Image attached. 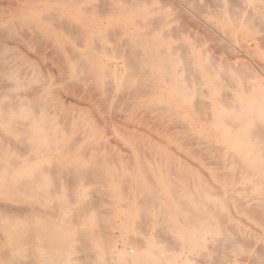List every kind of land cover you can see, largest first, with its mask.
<instances>
[{
    "label": "bare ground",
    "instance_id": "obj_1",
    "mask_svg": "<svg viewBox=\"0 0 264 264\" xmlns=\"http://www.w3.org/2000/svg\"><path fill=\"white\" fill-rule=\"evenodd\" d=\"M118 1L120 2V0H10L7 4L0 3V37L7 36L11 38L9 40H15L17 45L29 43V40L37 39L41 35L47 37L50 40L48 43L53 47L55 46L56 50L60 48L66 52L67 57L64 60H66L69 72L64 74L66 76L64 78V75H61L64 85L69 82H71V85L72 82H76V84L79 81L88 82L102 95L113 89L128 91L132 95L139 93L145 94V96L149 95L157 98L158 101L163 100L164 97H169L164 99L165 102L168 99L169 102H172L175 101L173 98L182 97L183 104L180 103L182 106L184 104L189 105L196 110L197 107L199 108L196 105H198L197 97L200 93L197 85H212L220 95L221 89L224 87L220 82L223 76L227 80L235 81L241 87L240 90L239 87L237 88L239 90L238 94H244L242 96L246 100L236 101L239 104L236 103L237 106L236 104L228 105L227 101L225 104L216 107L213 104L212 110L216 118L215 126L217 130L222 132L225 141L230 144L227 155L231 159V168L237 169V167H240L245 169L242 173L238 172L241 176H236L241 177L243 180L245 178H242L243 175L251 179L254 178L263 187L264 92L260 91L261 89L257 86L258 79L253 74L254 78L251 75V77H241L236 71H227L228 73L223 71L221 73L217 70L219 67L210 59L211 57L208 58L195 49L181 52L179 46H174L168 40L170 36L167 32L169 31L166 32L165 30L160 35H155L152 34L153 29H149L151 26L155 27L158 22L166 24V19H160L156 23V20H154V26L153 21L148 17L151 12L149 8L144 11H136L131 7L132 5L123 6ZM221 1H223L221 2L222 5L220 4L221 9L216 8V10L208 12L215 19L214 21L219 25L221 31L226 33L245 27L247 29L246 39H254L256 46L263 50L264 0H232L238 2L237 4L231 2L232 5H227L224 0ZM191 7H193L192 4ZM132 24L144 28L145 32L141 34L137 32L138 35L133 34L135 31L130 28ZM210 24L212 23L210 22ZM70 38L78 41V47L75 46V43L69 42ZM86 48L90 49L89 51H92V53L95 51L97 59L94 58L92 53H86L85 51H88ZM11 49L5 46L2 39H0V72L6 77V81L10 83L7 89L5 88L4 94L0 92V196L20 198L30 195L36 198L38 195L43 194L46 197L43 201L48 213L50 212V215L51 213H57V216L48 217L46 214L43 216L41 213L38 214L35 208L30 207L31 211L27 212L23 219L22 216L21 218L19 216V218H16L17 216L12 218L7 214L6 207L0 205V264H86L88 261L99 263L102 257L103 260L106 257L108 258V260H105L107 263L110 258L113 259L114 264H175L173 258L176 254L174 252L170 253L164 248H159L158 245L156 247L157 242L153 243L152 239L148 238L143 240V244H140L137 248L138 252L133 258H130L124 250H118V255L115 257L112 255V250H116V237L119 239L121 236V242L123 241V244L126 245L132 242L133 229L132 224H128V222H131L130 220L142 205L162 208L164 217H167V222L171 223L168 224V227L172 226L175 238L179 240V243L189 254L199 253L204 261L205 259H208L206 261H212L209 258L214 257L215 254L212 250L215 248L210 252L205 251L208 237L216 241L214 244L219 242L224 251L227 249L230 250L229 253L232 251L233 256L236 255L234 252H242L245 247L242 243L249 239L248 236L244 235L243 237L239 234L241 239L238 240L234 237L233 232L230 233L227 227H225L226 229L222 228V224L219 223V214L221 216L219 212L223 207V200H213L212 209H214V212H211L209 209L204 208L203 204L201 205L189 198L188 194L179 195V192L176 193L169 188L161 187L160 189L147 185H145L147 187L142 186V188H139L138 193L141 201H138L139 199L135 200V195L133 199L131 190L133 187L130 186L129 190L125 186L127 177L123 169L111 167L103 157V161L99 162L96 155L98 150L91 149L90 151L89 149L87 152L82 150L89 144L92 146V144H100L101 142L102 145V141L97 139L99 136L93 139L97 128V125L91 122L93 118L90 121L86 119V116L79 114L74 119L75 122L81 124V127L86 131L85 134L88 135L81 142L71 141L65 133L60 131L59 118L64 113L62 106L55 103L53 105L50 100V97H53L52 81L48 78L43 80L38 74L35 75L36 73L21 70L20 65L23 61L19 55L16 53L7 54ZM80 49L84 50L85 54ZM80 51L85 57L82 56ZM120 63H122V66H120ZM243 75L245 74L243 73ZM26 87L28 89H24ZM246 94H250V96L254 94L255 97H245ZM5 99H8V101L5 102ZM219 101L224 102L222 99ZM187 117L190 118V116ZM94 122L96 121L94 120ZM191 122L193 123L190 120L189 124ZM93 125L95 126L94 130ZM96 130L98 131V129ZM133 142L137 146L142 145L144 147L143 144H152L153 141L140 137L133 139ZM75 144L81 145V148L74 149ZM16 147H21V149L24 147L26 154L21 152L26 156L23 157L22 153L18 154ZM85 149L87 148L85 147ZM47 155L51 157L48 156L49 158L46 159ZM101 155L98 154V157L101 158ZM40 156L44 158L48 165L44 166L33 162L34 165L27 167L26 164L29 160L38 159ZM184 171L181 170L182 173ZM153 173L156 174L157 172L154 171ZM63 174L72 175L76 179L75 181L79 180L81 187L80 190L71 188L74 190L72 195L64 194L66 193L65 190L63 195L66 197H60L63 200H60L61 202L56 205L49 199L53 194L51 195L50 191L42 193L39 187L47 186L52 179L53 181L56 179L61 180ZM183 175L188 177L193 176V173L185 172ZM136 176H134V180ZM235 181L237 180L235 179ZM84 182L88 184H84ZM238 183L240 181L232 184L239 186ZM93 184L97 186V189H95L96 186L95 188L92 187ZM246 185L248 184L245 183ZM232 187H235V185ZM230 189L232 190V188ZM95 192L97 197L98 192L103 195V197H99L104 199V196H106L109 199V205L112 209L110 212L103 211V200L91 198L94 196L92 193ZM260 195L263 196L264 194ZM36 200L39 202V199L36 198ZM200 200L202 201V199ZM228 200H225V202H232V199L228 198ZM254 200L256 199L254 198ZM260 202L250 203L247 206L248 212L251 211V214L252 212L264 214V205ZM29 204L31 205V202H28ZM207 204L209 206V203ZM121 205L128 207L125 224L119 222L118 207ZM41 210L43 209L41 208ZM148 212H151L150 209ZM154 215L156 218L158 217V215ZM155 217L150 213L146 215V219L148 218L150 221H153ZM146 222L148 223V220ZM155 222L156 227L158 223ZM151 224L148 223L149 226ZM148 228L152 229L151 227ZM241 234H243V231ZM235 236L237 237V235ZM211 240L209 239L208 243ZM179 243H177L178 247L175 245L176 243L173 244L177 247L176 251H181ZM215 245H218V243ZM217 248H219V245ZM246 248L247 246L244 251L249 252L250 250ZM212 252L213 254H211ZM217 253L218 251L216 255ZM224 253L227 254L228 252ZM218 255L219 258L221 254ZM232 258L224 262L222 255L220 258L222 261H218H221L219 264H239V261H237L239 259H236L235 256ZM192 259H195V257H192ZM192 259L186 257L182 264H199L193 262ZM214 262H216V259Z\"/></svg>",
    "mask_w": 264,
    "mask_h": 264
},
{
    "label": "rangeland",
    "instance_id": "obj_2",
    "mask_svg": "<svg viewBox=\"0 0 264 264\" xmlns=\"http://www.w3.org/2000/svg\"><path fill=\"white\" fill-rule=\"evenodd\" d=\"M217 1L218 0H213V1L212 0H204V1L203 0H183V1L182 0H140L139 2V0L138 1L137 0L136 1L135 0H120V2L119 1L118 2L121 3V5L123 6L132 5L131 7H133L134 10L136 11H139V10L144 11L147 8H149L151 12L148 14V17L151 21H153V23H154V20H156L155 23L160 19L167 20L166 24L164 23L160 24L158 22L159 24L156 23L157 25L155 26V23H154L153 25L156 28L153 26L149 27L150 30L153 29L152 34L160 35L161 33L165 32V30L166 32L169 31L170 33L167 32L168 35L170 36L168 40L174 46L175 45L176 47L179 46L178 48H180L181 52H184L185 50H188V49H195L196 51L203 53L204 56L208 58L211 57L210 59H212V61L216 64V66L219 67V69L217 70H219L221 73L223 71L224 72L226 71V73H228L227 71H232V72L236 71V73L241 75V77H244V76L249 77L251 75L252 78H254L255 76V78L258 79L259 81L257 86L259 87V89H261L260 91L264 92V49L262 50L258 48L255 43L256 41H253L254 39L252 38L246 39L247 29L245 27L240 30H235V31L226 32V33L221 31V29L218 27L219 25H217L214 21L215 19H213V17L208 14V12L216 10V8L221 9L220 4L223 1L221 0H219L220 2L219 1L217 2ZM224 1L227 2V5H232L231 2H233V4L234 2L235 4L238 3L232 0H224ZM8 2H10V0H0L1 4H7ZM191 4L193 7H191ZM210 22L212 24H210ZM132 25L130 26V28L132 29V31H135V33L133 34L138 35L139 32H140L139 34L145 32L144 28L140 26H136L134 24ZM46 38L47 37L41 35V37L37 38L39 40L35 38V39H31V41L29 40L28 41L29 43L26 42L25 44L17 45L15 40L13 39L9 40L11 38H8L7 36L0 37V39H2V43L5 46L9 47L10 49L12 48L11 50H9L10 53L8 52L7 54L9 55V54L16 53L19 55L20 59L23 61V63H21L20 65L21 70L28 71L29 73L30 72L34 74L36 73L35 75L38 74L43 80H47L48 78L52 81L53 97H50V100L53 105L54 103L60 104L64 110L63 115H61V117L59 118V122H60L59 127L61 129L60 131L65 133V135L68 138H70L71 141L73 140L75 142H81L84 140V138L88 134L87 133L85 134L86 131L84 130V128L81 127V124H79L78 122H75L74 119L79 114L86 116L87 118L86 117L85 118L90 121L93 118L91 122L94 125H97L96 129H98L97 131L95 129V126L93 125L94 126L93 130L95 129L96 131L93 136V139H95L94 137L97 138L99 136L97 139L102 141V145H101V142L100 144H92V146L91 144H89L85 146L87 149H85L84 147L82 148V150L86 152L89 151V149L90 151L91 149L92 150L95 149V151L98 150L97 151L98 153L96 155H97L99 162L101 160L103 161L102 159L103 157L105 161L111 167L123 169L125 172V176L127 177V179H125L127 182L125 186H127L128 189L130 186L133 187L131 188L133 192L132 197L134 199V195H135L136 196L135 200L139 199L138 201H141L140 194L138 193V191H139V188H142V186L143 187H147V186L154 187L155 186L160 189L161 187L169 188L170 190L172 189L176 193L179 192L178 193L179 195L188 194L187 196L189 198H192L193 201L198 202L201 205L203 204L204 208L209 209L211 212H214L213 211L214 209H212L213 208L212 204L214 202L212 201L213 200H219V201L223 200L222 201L223 207L219 212L221 213V216L219 214V218H220L219 223L222 224L221 225L223 226L222 228L226 229L225 227H227L230 233L233 232V234L237 235V237L235 235L234 237L238 240L241 239V237H239L240 235L241 236L243 235V237L244 235H246L248 236L247 238H249L246 242L242 243V245L243 247L247 246L246 249L250 251L249 252L247 251L248 253L245 252L244 251L245 247H244L241 253L234 252L236 253V255L234 254L235 258L239 259L237 260L239 261V264H264V214L262 215L257 214V212H254V213L252 212L251 214V211L250 213L248 212L249 210L247 207L249 206L250 203L259 202V201H261L260 203L264 205L263 204L264 195L263 196L260 195V194H264V185L262 187V184H259L257 180L255 181L254 178L251 179L245 175L242 176V178L245 177L244 180L241 179V177L236 176V175L241 176V174L239 173H242L245 169H241L240 167H237V169L231 168V159L227 155V152L230 148V144L229 142L225 141L222 132L217 130V127L215 126L216 118L214 117V111L212 110L213 104H214V107H216V106L222 105L223 103L225 104V102L227 101L228 105H231V104L235 105L236 103L238 104V102L236 101H240L242 99L246 100V98H243L244 96H242L244 94H238V91L241 89L240 85L239 84L237 85L235 81L227 80L223 76V79L221 78L220 82L222 83V85H224V87H222L221 89L222 91L220 92V95H219V92H217L216 89L212 85H208V84L197 85V87H199L198 90L200 91L199 94L201 95L198 94V97H197L198 105L196 106H199V108L197 107L196 110H194L189 105L184 104L182 106L183 104L182 97L173 98L175 101H172L173 102L172 103L168 101L169 99L167 100V102L164 101V99H167L169 97L167 98L164 97L163 100L158 101L157 98L150 97L149 95L145 96V94H141V93L137 95L135 94L132 95L128 91L113 90V89L109 91L108 93L102 95L100 94L98 90L94 89V87H92V85H90V83L88 82L79 81L77 82V84L76 82L75 83L72 82V85H71V82H69L67 83V85L66 83L64 85V82L61 80L62 79L61 75H64L69 72L66 66V60H64L65 57H67L66 52L63 49H60L59 47H57L59 49L56 50V47L55 46L53 47L51 44H49L48 42L50 40L48 38L46 40ZM69 40H68L69 42L73 44L75 43V46L78 47V44H79L77 43L78 41H76L73 38H70ZM14 49L15 50L17 49V50L15 51ZM82 49L80 50L83 52L84 50ZM86 49L88 50V51H85L86 53L87 52L92 53V51L91 52L89 51L90 49L88 48ZM81 51L80 53L82 54L83 57H85V55H83V53L85 54V52L82 53ZM92 54L94 58L97 59V53L93 51ZM120 66H122V63H120ZM243 73L245 75H243ZM64 77L66 76L64 75L63 78ZM6 80H7L6 77L0 72V92L3 94L6 91L5 88L7 89V87L10 84ZM237 88L239 90H237ZM24 89H28V88L26 87ZM249 96L250 94L245 95V97H249ZM199 97L200 98L204 97V98L200 99ZM250 97H255V96L254 94H252V96ZM220 98L224 102L221 103V101H219L221 100ZM233 98L235 101L233 100ZM198 100L200 101V104ZM6 101H8V99H5V102ZM169 108L171 109L169 110ZM180 108H182L181 109L182 111L180 110ZM197 109H200V110L202 109V110L201 112L200 110H198L200 112L199 113ZM173 110L174 112H172ZM183 114H185V116H183ZM186 115L190 116V118L187 117ZM71 118L72 120H70ZM94 120L96 122H94ZM190 120H192L193 123L191 122L189 124ZM100 137L102 140L100 139ZM140 137L151 139L153 142H151L152 144H149V143L143 144L144 147L142 145L137 146L135 142H133V139H137ZM77 145L75 144L73 148L80 149L81 145H78V146ZM24 149H25L24 147L22 149L21 147L17 148V151L19 152L18 154H21L22 152L26 154ZM98 154L99 156L102 154L101 158L98 157ZM21 155H23V157L26 156L23 153ZM48 156L50 155H47L45 158L46 159L49 158ZM33 162L34 164L38 163L44 166L48 165V163L44 161V158L40 156L38 157V159L31 160V161L29 160L26 164L27 167L34 165ZM177 168L179 171L177 170ZM181 170L182 171L185 170V171L182 173ZM154 171L155 173L156 172L157 173L154 174L153 173ZM185 172L193 173V176L186 177L183 175ZM228 172L230 173V175ZM138 173L140 175H137ZM179 173H181L186 178H184ZM224 174L230 177H226ZM134 176H136L135 180H134ZM61 177H62L61 180L56 179L59 181V183H57L58 181L56 180L53 181L52 179L50 180V183L47 186L39 187L42 193H45L46 191L47 192L50 191L51 192L50 194L51 195L53 194L52 195L53 197L50 195L52 198L50 196H49L50 198L49 197L48 198L51 199L52 202H54V204L56 205L61 202L60 200H63L60 197L62 198L66 197L65 195H63L65 190H66V193L64 194L72 195V193H74L73 192L74 190H76L77 188L78 190H80V187H81L80 186L81 182H79V180L75 181L76 179H74L72 175L68 174L67 176V174H63V176ZM174 179L176 182L174 181ZM235 179L237 181H235ZM239 181L241 183V184L240 183L237 184L239 186H236V184H232V183H236ZM251 181L253 185L251 184ZM131 182L133 183L131 184ZM244 182L248 185L245 186ZM84 184H88V183L84 182ZM233 185H235V187H232ZM95 186L96 185L94 184L92 185V187L94 188ZM71 188L74 190H72ZM230 188H232V190ZM95 189H97V186ZM58 190L60 191L58 192ZM239 190L242 192V194ZM92 194L94 195V196L91 195L92 199L97 198V199H100L101 201L103 200V203H104V207L102 208L103 211L110 212L112 210L109 205V199L106 196H104V199H105L104 201V199L102 198L103 197L102 194L100 195V193L97 192L98 197L96 195V192ZM41 195H38L39 197L38 196L36 197L37 199H39V202L38 200H36L34 196H30V195H27L25 197H20V198L0 196V203L3 202L0 205H3L6 207L7 214L12 218H15L16 216H17L16 218H19V217L21 218L22 216V219H23L26 213L31 211V208H35L37 213L38 214L41 213L43 216L44 214H46L48 217L57 216V213L55 214L51 213V215H50V212L48 213L47 207L44 206L45 202L43 201L46 199V197H44L43 194ZM99 196H102V197H99ZM228 198L232 199L231 203L225 202V200H228ZM254 198L256 200H254ZM21 199L22 201H20ZM97 199H94V200H97ZM200 199H202L204 203H201L202 201ZM203 199H205L206 201ZM28 202L29 203L31 202V205L30 204L28 205ZM206 203H209V206L208 204L206 205ZM125 205H121L118 207V210L120 213L119 222L124 223V224H125V215L128 209V207ZM142 206L134 214L135 216L130 220L131 222H128V224H132L131 225L133 229L132 242L126 245V244H123L124 243L123 241L121 242L122 240V238L120 239L121 236L119 237L120 240L117 239L118 237H116V240H117L115 241L116 250H112L111 252L114 257L118 255V250H124L130 256V258H133L135 254H137L138 252L137 248H139L140 244L141 245L143 244V240L148 238L150 240L152 239L151 241L153 243L157 242L156 247L160 246L159 248H164L170 253L174 252V254H176L174 255V258H173L175 264H182L185 261L186 257H188L190 260L192 259V257L193 258L195 257V259H192V261L198 262L199 264H210V262H212L211 264L213 263L219 264L222 261V259H220L222 255L224 258L223 259L224 262L227 261L228 259L229 260L233 259L232 257L234 256H233L232 251L231 253H229L230 251L229 249L224 251V249H222V247L220 246L219 242L217 243L220 249L217 248L218 245H215L217 243L214 244V242L216 241L211 240V238L209 237L207 238L208 239L207 240L208 249L206 248L205 251L210 252L212 249L217 248L216 250L215 249L212 250L215 255H216V252L218 251L216 257L215 255H213L214 256L213 258L212 256L211 258H209L212 261L210 260L206 261L208 259H205L204 261V258L202 256L200 257L201 254L199 253L198 254L190 253L191 254L190 255L189 252L181 245V243H179V240L175 238L174 230L173 228H171L172 226L170 225L171 227L170 228L168 227L169 226L168 224L170 222H167L166 220L167 217L166 218L164 217V214L162 213L163 212L162 208L159 206H155V207H151L147 205H145L146 207L145 206L142 207ZM41 208L43 210H41ZM149 209L151 212H148ZM209 210L208 212H210ZM146 212L152 214L154 217H155L154 214H156V216L158 215V217L157 218L155 217L153 221L151 220L152 221L151 222L148 218L146 219V215L148 214V213L146 214ZM257 216H259V218H257ZM164 218H165V222H164ZM261 219L263 222L260 221ZM147 220H148V223H152L153 226L152 224L149 226L148 223L146 222ZM154 222L158 223L156 227H155ZM148 227H151L152 229L150 230ZM145 230H146V233H145ZM242 231H243V234H241ZM155 239H157L158 241ZM209 239L211 241L208 243ZM177 243H179L180 245L179 244L178 245L182 247V248L179 247L181 251L180 250L176 251L177 250L176 248L178 247ZM173 244H175L177 247ZM169 245L170 246L172 245L171 246L172 248ZM168 248H170L171 250ZM223 251L228 252V253L226 254ZM213 252L211 254H213ZM218 254H221L219 258H218L219 256ZM230 254H232L231 255L232 257L230 256ZM106 258L105 260H108V258L107 259ZM214 258L216 259V262H214L215 260ZM105 260H103V257H102L99 263L96 261H93V262L91 261L90 263V261H88L86 262V264H92L94 262H96L94 264H105V263L112 264L114 261L113 259L111 260L110 258L109 262L107 263V261L105 262ZM218 260H221V261H218Z\"/></svg>",
    "mask_w": 264,
    "mask_h": 264
}]
</instances>
